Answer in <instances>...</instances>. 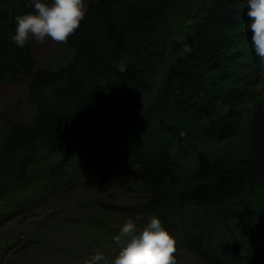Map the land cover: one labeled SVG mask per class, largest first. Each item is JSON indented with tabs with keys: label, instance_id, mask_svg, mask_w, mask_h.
Here are the masks:
<instances>
[{
	"label": "trees",
	"instance_id": "obj_1",
	"mask_svg": "<svg viewBox=\"0 0 264 264\" xmlns=\"http://www.w3.org/2000/svg\"><path fill=\"white\" fill-rule=\"evenodd\" d=\"M26 3L0 0V85L29 80L33 111L3 120L0 227L124 165L137 198L77 206L94 250L119 252L125 215L155 217L202 264H264V64L245 0H87L70 60L38 71L11 40Z\"/></svg>",
	"mask_w": 264,
	"mask_h": 264
},
{
	"label": "rangeland",
	"instance_id": "obj_2",
	"mask_svg": "<svg viewBox=\"0 0 264 264\" xmlns=\"http://www.w3.org/2000/svg\"><path fill=\"white\" fill-rule=\"evenodd\" d=\"M86 1L83 0L84 4ZM29 44L34 69L37 71L53 70L71 58V52L66 44H56L50 39H46L43 44L30 39ZM28 83L29 80L24 79L17 84L0 85V143L4 137L2 128L4 118L7 117L15 124H27L32 121L33 111L27 94ZM122 166L114 171L96 172L90 175L84 186L78 187L65 198L49 202L30 217L22 216L1 225L0 264H84L86 259L99 253L93 249L95 236L93 239L86 236L89 230L85 225L82 226L84 218L77 220L87 216L85 211H81L77 206L79 203L89 206V201L106 195H110L111 204H125L131 202V198H137L142 191L130 177L128 170L130 178H123L125 167ZM124 219L135 222L137 233L150 222V219H141V216L125 215L121 218L125 223ZM169 234L175 240L174 235ZM24 241L32 245L20 250L25 244ZM176 249L177 264H202L183 248L176 245ZM118 253L116 250L104 255L108 264H111Z\"/></svg>",
	"mask_w": 264,
	"mask_h": 264
},
{
	"label": "clouds",
	"instance_id": "obj_3",
	"mask_svg": "<svg viewBox=\"0 0 264 264\" xmlns=\"http://www.w3.org/2000/svg\"><path fill=\"white\" fill-rule=\"evenodd\" d=\"M26 7L33 11L15 17V34L11 37L18 48H24L30 39L40 44L46 39L66 44L87 15L83 0H52L51 3L27 0ZM245 7L251 45L259 62L264 64V0H245ZM125 70L126 65L121 63L118 71ZM113 239L120 250L111 264H177L176 241L155 217L138 233L135 222L129 219ZM84 264H108V261L97 253Z\"/></svg>",
	"mask_w": 264,
	"mask_h": 264
}]
</instances>
